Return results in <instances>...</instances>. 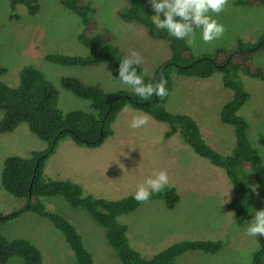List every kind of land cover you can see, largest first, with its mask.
Here are the masks:
<instances>
[{
  "label": "rangeland",
  "instance_id": "1",
  "mask_svg": "<svg viewBox=\"0 0 264 264\" xmlns=\"http://www.w3.org/2000/svg\"><path fill=\"white\" fill-rule=\"evenodd\" d=\"M36 1L40 8L35 15H30L25 6L19 5L14 13L18 18L11 20L9 0H0V65L9 69L2 81L16 87L20 70L33 65L60 91V107L65 112L83 110L94 113L87 101L62 88V77H77L108 92L131 88L112 76L108 64L83 68L47 62V54L86 56L87 50L78 42L81 30L78 16L62 9L56 0ZM84 1L96 10L94 19L98 26L94 36L97 39L116 46L125 57H129L132 51L140 53L143 63L137 71L153 76L170 59L167 44L151 40L142 26L125 23L119 18V11L127 8L130 0ZM236 1L230 0L219 15L211 14L226 29L222 37L204 43L202 30L196 31L195 44L190 45L196 55L211 53L216 48L230 50L238 39L256 43L262 37L264 7L242 8L235 5ZM143 6L155 15L150 0H143ZM253 63L264 69V51L254 55ZM221 77L220 74L208 79L175 76L167 109L174 114L192 116L206 143L227 155L235 147L234 130L220 121L219 113L233 97V92L223 86ZM238 83L250 95L239 115L247 120L249 138L264 157V82L241 73ZM127 109L114 122V135L100 148L80 147L70 139L61 142L47 161L46 176L50 180L79 183L85 194L121 200L135 194L138 186L153 178L154 173L166 171L169 176L167 187L178 190L180 201L170 210L161 199L155 198L120 216L118 221L128 227L131 247L150 258L183 241H221L219 252H187L178 257L177 263L251 264L252 254L263 239V236L246 234L255 212L263 209L256 181L249 177L254 203L245 223L238 225L233 212L227 208L233 191L226 172L197 156L177 135L165 140L168 129L165 123L157 122L131 106ZM143 115L149 117L148 123L138 129L131 128L133 118ZM5 135H2L4 138L0 136V172L6 158L12 155L29 157L32 151L47 147L25 124L14 133ZM44 203L48 210L62 214L77 229L85 247L95 258V264H121L107 243L105 230L94 223L85 210L73 209L59 197L46 198ZM23 206V200H17L5 191L0 192V214L14 212ZM0 232L7 238L31 241L41 252L42 264H75L72 250L48 219L24 214L1 227ZM8 264L24 262L13 258Z\"/></svg>",
  "mask_w": 264,
  "mask_h": 264
},
{
  "label": "trees",
  "instance_id": "2",
  "mask_svg": "<svg viewBox=\"0 0 264 264\" xmlns=\"http://www.w3.org/2000/svg\"><path fill=\"white\" fill-rule=\"evenodd\" d=\"M56 1L62 9L80 18L78 42L87 50V55L52 53L47 54L45 60L64 67L96 68L108 64L113 68V77L119 79V63L126 57L116 46L94 36L98 26L94 19L96 10L84 0ZM9 2L11 20L18 18L14 13L19 5L25 6L30 15H35L40 8L36 0ZM235 5L242 8L254 5L264 7V0H237ZM118 15L125 23L142 26L151 40L168 45L171 57L155 75L137 72L145 83L167 81L169 94L162 99L157 96L141 99L134 90L108 92L77 77H62V88L76 98L87 101L94 111L65 112L60 107V91L38 68L24 66L19 72L18 85L11 87L1 80L9 69L0 65V134L15 132L25 124L33 135L47 145L44 150L32 151L29 157L11 156L5 159L0 174V192L5 191L17 200H23L24 206L9 214H0V228L24 214L48 219L72 250L76 264H95L77 229L62 214L47 209L44 199L59 197L71 208L85 210L105 230L106 239L121 264H178V257L187 252L215 254L222 249L221 241L196 240L174 244L150 258L142 256L129 243L128 227L118 221L120 216L135 211L143 204L135 200V194L121 200L85 194L79 184L68 180H50L45 168L58 145L65 140L70 139L78 146L87 148L102 146L114 135L113 124L119 114L125 107L131 106L157 122L165 123L168 127L165 140L177 135L197 156L226 172L233 191L227 208L233 212L235 222L243 225L254 203L249 177L258 185L264 209V157L249 138L247 120L239 115L250 95L240 87L238 77L243 73L264 82V69L253 63L254 55L264 51V34L256 43L238 39L230 50L216 48L211 53L196 55L186 40H178L166 30L156 29L151 19L153 14L150 9L144 8L143 0H130V5L121 9ZM216 74L222 75L223 86L233 92V97L221 107L219 113L220 121L236 130L235 147L227 155L206 143L198 122L192 116L174 114L167 109L175 76L208 79ZM155 198L161 199L171 210L179 203L180 193L174 187L165 186L159 193H152L148 201ZM13 258L22 259L24 264H42L43 261L41 252L31 241L7 238L0 232V264H8ZM251 264H264V236L261 245L252 254Z\"/></svg>",
  "mask_w": 264,
  "mask_h": 264
},
{
  "label": "clouds",
  "instance_id": "3",
  "mask_svg": "<svg viewBox=\"0 0 264 264\" xmlns=\"http://www.w3.org/2000/svg\"><path fill=\"white\" fill-rule=\"evenodd\" d=\"M150 3L155 12V15L151 16V19L156 29L166 30L170 36L178 40H186L189 45L195 44L196 29L202 30L201 35L204 43H211L219 39L223 36L226 30L224 25L214 19L211 14L219 15L225 11L229 4V0H150ZM142 63L143 58L140 53L136 51H132L129 57L124 58L119 63L118 80L131 87L130 89L122 90H134V93L141 99H148L152 96H157L161 99L166 97L169 94L166 88L167 81L161 80V82L156 84L145 83L144 79L138 75L137 69ZM127 110V107H125L124 111ZM148 120L149 117L147 115L135 117L133 118L130 127L133 129L141 128L148 123ZM2 135L5 134H0V136L4 138ZM168 184L169 176L166 171L154 173L153 178L147 179L145 184L138 186L134 198L138 203H145L151 198L152 193H159ZM79 185L81 186V184ZM92 221L96 223L93 219ZM246 234L252 237L264 236V209L255 212L253 220L248 224ZM111 250L113 251L112 248ZM93 260L95 262L94 257Z\"/></svg>",
  "mask_w": 264,
  "mask_h": 264
},
{
  "label": "bare ground",
  "instance_id": "4",
  "mask_svg": "<svg viewBox=\"0 0 264 264\" xmlns=\"http://www.w3.org/2000/svg\"><path fill=\"white\" fill-rule=\"evenodd\" d=\"M109 1H110V0H109ZM112 1H113V0H112ZM229 1H230V0H229ZM107 2H108V1H107ZM108 4H110V3H108ZM111 4H112V3H111ZM111 4H110V5H111ZM115 4H116V3H115ZM106 5H107V3H106ZM104 6H105V5H104ZM102 7H103V6H102ZM110 7H111V6H110ZM107 13H108V12H107ZM109 13H110V12H109ZM114 16L117 17V15H114ZM115 19H116V18H115ZM115 19H114V20H115ZM257 52H258V51H257ZM234 131H236V130L234 129ZM233 134H234V133H233ZM236 134H237V133H236ZM234 135H235V134H234ZM236 136H237V135H236ZM239 137H240V136H239ZM243 137H244V136H243ZM248 140H249V139H248Z\"/></svg>",
  "mask_w": 264,
  "mask_h": 264
}]
</instances>
